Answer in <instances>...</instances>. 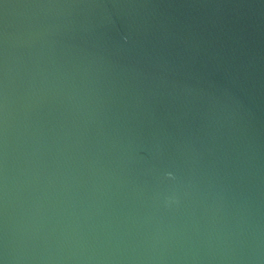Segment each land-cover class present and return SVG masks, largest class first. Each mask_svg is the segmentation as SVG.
Masks as SVG:
<instances>
[{
  "label": "water",
  "instance_id": "95a60500",
  "mask_svg": "<svg viewBox=\"0 0 264 264\" xmlns=\"http://www.w3.org/2000/svg\"><path fill=\"white\" fill-rule=\"evenodd\" d=\"M0 264H264V0H0Z\"/></svg>",
  "mask_w": 264,
  "mask_h": 264
}]
</instances>
